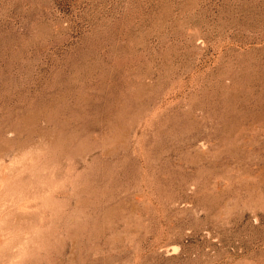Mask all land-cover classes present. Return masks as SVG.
<instances>
[{
    "label": "rangeland",
    "instance_id": "rangeland-1",
    "mask_svg": "<svg viewBox=\"0 0 264 264\" xmlns=\"http://www.w3.org/2000/svg\"><path fill=\"white\" fill-rule=\"evenodd\" d=\"M0 188V264H264V0H0Z\"/></svg>",
    "mask_w": 264,
    "mask_h": 264
},
{
    "label": "bare ground",
    "instance_id": "bare-ground-1",
    "mask_svg": "<svg viewBox=\"0 0 264 264\" xmlns=\"http://www.w3.org/2000/svg\"><path fill=\"white\" fill-rule=\"evenodd\" d=\"M0 190H1V188H0ZM3 190V189H2ZM3 192V191H2ZM1 194V193H0ZM10 202V201H9ZM10 205V204H9ZM13 206V205H12ZM9 208V206L7 205V203L5 204V203H3V204H1L0 205V236H1V234L3 233V236H5L6 234L4 233V231H5V229L3 228V226H4V224H5V222H6V217H4L3 216V211H5V209L6 208ZM24 208V207H23ZM12 210V209H11ZM10 210V211H11ZM14 210V209H13ZM12 210V211H13ZM12 211H11V213H12ZM10 215V214H9ZM3 216V217H2ZM7 216V215H6ZM8 217V216H7ZM3 229H4V231H3ZM28 238V237H27ZM27 240V239H26ZM28 240H29V238H28ZM27 245H29V243L28 242H26L25 243V245L23 246V249L26 251V248L28 247ZM12 249H10V251H11ZM3 252H5V249L4 248H2V247H0V256L3 258L4 256H2L1 255V253H3ZM14 252V251H13ZM15 253V255L17 256V255H21L22 254V252L20 251V249H18V251L17 252H14ZM26 253V252H25ZM25 255V254H24Z\"/></svg>",
    "mask_w": 264,
    "mask_h": 264
}]
</instances>
